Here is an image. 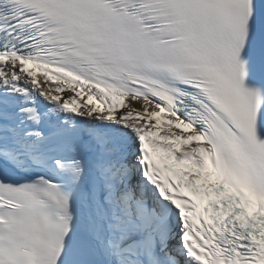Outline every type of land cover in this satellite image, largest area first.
Segmentation results:
<instances>
[{
    "label": "snow or ice",
    "instance_id": "snow-or-ice-1",
    "mask_svg": "<svg viewBox=\"0 0 264 264\" xmlns=\"http://www.w3.org/2000/svg\"><path fill=\"white\" fill-rule=\"evenodd\" d=\"M0 264H264V0H0Z\"/></svg>",
    "mask_w": 264,
    "mask_h": 264
}]
</instances>
